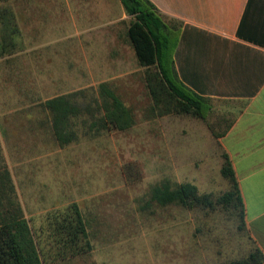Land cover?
I'll return each mask as SVG.
<instances>
[{"label": "rangeland", "instance_id": "1", "mask_svg": "<svg viewBox=\"0 0 264 264\" xmlns=\"http://www.w3.org/2000/svg\"><path fill=\"white\" fill-rule=\"evenodd\" d=\"M0 7L16 13L22 35L20 48L0 57V222L21 207L44 264H230L255 249L251 232L225 206L149 202L152 186L165 179L191 182L213 200L230 189L218 135L232 115L217 108L205 118L159 115L120 0H0ZM103 82L131 108L133 127H93L103 116ZM60 95L80 109L71 120L77 139L68 145L56 140L43 106ZM72 203L92 249L53 259L42 232L46 216Z\"/></svg>", "mask_w": 264, "mask_h": 264}, {"label": "trees", "instance_id": "2", "mask_svg": "<svg viewBox=\"0 0 264 264\" xmlns=\"http://www.w3.org/2000/svg\"><path fill=\"white\" fill-rule=\"evenodd\" d=\"M6 2L8 0H5ZM125 13L131 17L127 26V38L139 64L145 68V81L159 115H192L205 118L208 100L186 86L177 73L172 57L176 45L179 24H172L150 0H120ZM22 35L14 13L8 7H0V57L12 54L20 48ZM103 99V116L93 124L101 129L124 131L134 126L133 112L108 83L99 85ZM70 95L47 99L43 106L52 115L56 140L67 145L77 139L71 120L80 112ZM219 136V135H218ZM225 163L221 174L229 180L230 189L215 200L210 194H200L191 182L172 183L165 179L152 186L149 202L159 206L178 205L188 209L197 207L214 209L222 205L236 212L244 228L245 203L238 179L229 156L223 154ZM4 175L11 188V177L6 167ZM45 242L54 248L53 259H65L91 251V243L84 216L77 203L55 210L46 216ZM42 240V239H41ZM40 237L35 235L29 221L16 207L0 222V264H44ZM264 251L256 244L255 249L243 259L230 264H262Z\"/></svg>", "mask_w": 264, "mask_h": 264}, {"label": "crops", "instance_id": "3", "mask_svg": "<svg viewBox=\"0 0 264 264\" xmlns=\"http://www.w3.org/2000/svg\"><path fill=\"white\" fill-rule=\"evenodd\" d=\"M150 1L179 22L172 57L181 81L208 100L205 114L217 108L232 115L219 141L238 179L247 228L264 251V0Z\"/></svg>", "mask_w": 264, "mask_h": 264}]
</instances>
